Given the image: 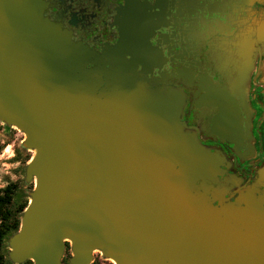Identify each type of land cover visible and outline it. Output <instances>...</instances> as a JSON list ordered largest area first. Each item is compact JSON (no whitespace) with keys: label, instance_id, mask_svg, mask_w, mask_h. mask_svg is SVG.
<instances>
[{"label":"water","instance_id":"95a60500","mask_svg":"<svg viewBox=\"0 0 264 264\" xmlns=\"http://www.w3.org/2000/svg\"><path fill=\"white\" fill-rule=\"evenodd\" d=\"M43 11L0 0V121L34 150L9 260L62 264L69 242L70 264L94 250L114 264H264V196L211 189L216 163L181 123L179 93L113 51L100 65Z\"/></svg>","mask_w":264,"mask_h":264},{"label":"flooded vegetation","instance_id":"af4514ba","mask_svg":"<svg viewBox=\"0 0 264 264\" xmlns=\"http://www.w3.org/2000/svg\"><path fill=\"white\" fill-rule=\"evenodd\" d=\"M43 12L100 65L113 51L179 93V119L213 156L221 198L264 196V0H44Z\"/></svg>","mask_w":264,"mask_h":264},{"label":"rangeland","instance_id":"374dc122","mask_svg":"<svg viewBox=\"0 0 264 264\" xmlns=\"http://www.w3.org/2000/svg\"><path fill=\"white\" fill-rule=\"evenodd\" d=\"M0 143H6L0 152V187H3L8 182L19 183V190L23 192L24 196L29 198V192L34 186V181H26L24 177L25 165L23 157L25 155H33L34 150L27 149L23 146L22 140L24 133L14 126H8L0 121ZM30 159V158H29ZM12 234V233H11ZM10 236V235H9ZM4 242V253L8 258V237ZM72 252L69 242H66L65 249L62 255V264H70L69 258ZM89 264H114V262L104 257L99 250H94Z\"/></svg>","mask_w":264,"mask_h":264},{"label":"trees","instance_id":"16d2710c","mask_svg":"<svg viewBox=\"0 0 264 264\" xmlns=\"http://www.w3.org/2000/svg\"><path fill=\"white\" fill-rule=\"evenodd\" d=\"M7 143H0V152ZM29 158L30 155H25L23 157L24 162ZM27 202L28 198L19 190L17 181L8 182L0 187V264H14L5 256L4 242L7 236L19 228L21 214ZM19 264H32V261L26 260Z\"/></svg>","mask_w":264,"mask_h":264},{"label":"bare ground","instance_id":"6f19581e","mask_svg":"<svg viewBox=\"0 0 264 264\" xmlns=\"http://www.w3.org/2000/svg\"><path fill=\"white\" fill-rule=\"evenodd\" d=\"M113 261V260H112Z\"/></svg>","mask_w":264,"mask_h":264}]
</instances>
